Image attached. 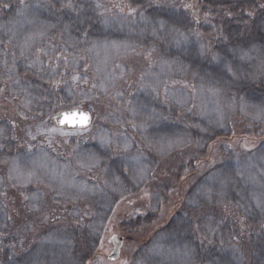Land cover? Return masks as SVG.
Returning a JSON list of instances; mask_svg holds the SVG:
<instances>
[{
  "label": "rangeland",
  "instance_id": "rangeland-1",
  "mask_svg": "<svg viewBox=\"0 0 264 264\" xmlns=\"http://www.w3.org/2000/svg\"><path fill=\"white\" fill-rule=\"evenodd\" d=\"M187 1L0 0V237L19 236L15 251L3 243L0 264H176L170 244L189 264H224L228 253L264 264V232L248 238L238 227L264 220V194L249 198L255 207L241 194L249 183L264 190V0ZM118 44L129 47L109 52ZM166 61L182 72L159 78ZM71 108L88 110L90 126L43 138ZM165 125L180 132L166 136ZM153 131L164 135L161 151ZM180 133L186 141L167 149ZM31 160L66 188L38 178V164L26 168L33 178L14 175ZM206 208L225 209L201 219ZM114 237L123 245L111 261Z\"/></svg>",
  "mask_w": 264,
  "mask_h": 264
},
{
  "label": "bare ground",
  "instance_id": "bare-ground-1",
  "mask_svg": "<svg viewBox=\"0 0 264 264\" xmlns=\"http://www.w3.org/2000/svg\"><path fill=\"white\" fill-rule=\"evenodd\" d=\"M33 9V8H32ZM32 9H29L30 10V12H31V15L35 12V10H32ZM29 12V13H30ZM28 19H27V21H26V25H28L29 23H31V18H29V16L27 17ZM16 26V27H15ZM20 24H15L14 25V27L15 28H13L12 29V32L16 35V37L18 38V41H19V43H21V45H22V42H27L28 40H26L25 39V37L23 36L22 38H21V34H22V31H21V33H20ZM48 26H49V22H48V25L47 24H41L39 27H37L36 28V30H35V33L33 34V36H32V39L34 40V38L35 37H37V36H39V35H42L43 33H45L46 31H47V28H48ZM159 26H161V25H159ZM166 31V30H165ZM167 31H169V29L167 30ZM24 35V34H23ZM29 34L26 32V36H28ZM32 39H30V40H32ZM28 41L25 45H23L22 47H24V46H26V47H28L29 46V44H30V42L31 41ZM188 40H189V38H188ZM194 44V42H191L190 43V45H193ZM100 46V50L101 51H97L98 52V58H100V60L101 61H103V62H106L107 61V59H108V57L109 56H103V54L102 53H104V52H108V51H104L105 49H104V47H103V49H102V44H99ZM104 45V44H103ZM190 45H188V46H186L187 48H186V50L189 52V53H193L194 55H196L197 57H199V54L201 55L202 54V57H203V52H202V49L199 47V49H198V47H197V49H196V45H194V46H190ZM129 46L128 45H125V44H118L117 45V47H115V48H113V49H109V50H114V51H109V52H122V51H124V50H126L127 48H128ZM111 56V55H110ZM114 56V55H113ZM112 57V56H111ZM110 58V57H109ZM105 60V61H104ZM165 70H164V72H162L161 74H160V76H159V78H162V77H165V76H167V75H170V74H172V73H174V72H182V71H180V69H178V70H176V68H175V64L172 62V61H170V62H168V61H166V63H165ZM163 79V78H162ZM161 80V79H160ZM159 80V81H160ZM137 116H138V118H139V120L142 122V124L144 125V126H146L147 125V123H148V120H147V118L149 117L148 115H146V114H144V113H142V112H138L137 113ZM165 129H164V135H166V136H169V134L170 133H176V132H180V131H178L177 129H175L173 126H171V125H169V126H167V125H165ZM163 133V132H162ZM164 135H162V136H164ZM180 135H181V137H180V140L179 141H172V143H171V145L169 144L168 146H167V149H169L170 147H173V146H175V145H179V144H181V143H184L185 141H186V136H185V138H182L183 137V135L184 134H182V133H180ZM157 131H153L152 133H151V135H150V141L155 145V147L157 148V149H159L160 151L162 150V148H161V140H162V137ZM99 161V158H85V160H84V163H87V164H94V163H97ZM126 164H127V162H125ZM40 165V173L41 174H39V177L38 178H43V179H45V180H47V181H49V182H51L52 184H54V185H57L59 188H61V189H65L64 188V186L66 185V183H63V179H57L56 177H54V175H53V173H49L48 171H49V169H45V172L43 171V169L46 167L45 166V163L43 162V161H41V160H38V161H34V160H31V161H28V162H26V163H18V165H17V168H15V170H14V175L15 176H17V177H20V178H22L23 180H25V179H29V178H33L34 176L32 175L33 173H31L32 171L31 170H29L30 168H28V170H26V168L29 166V167H34L35 165ZM130 164L133 166V167H135L136 169H135V172H136V175H135V180H140L141 179V176L140 175H138V167H139V165H141L142 164V162L141 161H139V160H133V161H130ZM234 167H235V165H234ZM41 170H42V172H41ZM55 171H56V169H55ZM55 173V172H54ZM59 176H61L62 174V177L64 176V173H62V171L61 170H59L58 171V173H57ZM37 178V179H38ZM213 179H211L210 181H212ZM248 185H250L249 187H246V188H244L242 191H241V194H242V196H243V198L246 200V199H248L249 201H248V206H250V207H255V204L257 205V203L256 202H251L250 201V197L252 198V200L254 199V195L255 194H259L260 196L262 195V197H263V194H264V190L263 189H254L252 186L254 185H251V183H249ZM251 187V188H250ZM206 188V195H209V194H212L213 193V191L215 190L213 187H205ZM80 190V191H79ZM77 192H82L81 191V189L79 188V189H76V192L75 193H77ZM66 196H75L76 194L75 193H73V192H68L67 190H64V192H63ZM108 198H106V200H107ZM264 200V199H263ZM254 203V204H253ZM260 203V205H261V201L259 202ZM58 242H60V241H58ZM167 249H169L168 251H167ZM165 250V252L166 253H171V252H173V257H172V259H173V262H175L176 264H189V261H190V259H189V256L184 252V249L182 248V247H178V246H176V245H174V244H170L166 249H164ZM158 254L161 256V255H163L162 254V249L160 250V251H158ZM167 254V255H168ZM164 255H165V253H164ZM159 258V257H158ZM161 258H159V260H160ZM237 258L235 257V255H233V254H231V253H228L227 255H226V261H225V263L224 264H235L236 263V260ZM181 262V263H180ZM154 263L156 264L157 262H156V257H155V259H154Z\"/></svg>",
  "mask_w": 264,
  "mask_h": 264
},
{
  "label": "trees",
  "instance_id": "trees-1",
  "mask_svg": "<svg viewBox=\"0 0 264 264\" xmlns=\"http://www.w3.org/2000/svg\"><path fill=\"white\" fill-rule=\"evenodd\" d=\"M148 1V5L149 6H152V1L153 0H147ZM184 1V5H186V1L187 0H183ZM198 2H200V0H188L187 1V3L189 4V5H191V6H194V4L193 3H198ZM149 59H151V58H149ZM85 109V108H84ZM47 130V131H46ZM52 131V130H57V131H63V132H67L68 130H60V129H58L55 125H54V123H53V120H51V119H49L48 121H47V123H46V126L42 129V132L41 133H43L42 134V136H43V138H45L44 136V133L46 134L48 131ZM48 134V133H47ZM47 138V137H46ZM43 142H45V140H43ZM46 144L47 145H49L47 142H46ZM51 148V147H50ZM52 149H55V148H52ZM14 203H12L11 205H13ZM12 208H13V206H12ZM222 209H225V208H218V209H213V208H206L205 210H203L202 212H201V214H202V218L201 219H207V218H211V217H215V216H217V217H219V215L223 212V210ZM14 210V209H13ZM14 211H16V210H14ZM23 212V210H21V212L20 213H22ZM25 212V211H24ZM23 212V213H24ZM19 212H18V210L16 211V213H15V215H17ZM236 215V213L235 212H232V214H231V216L233 217V216H235ZM224 218L226 219V220H224L225 222H228L229 221V217H227V216H225L224 215ZM22 220L24 219L23 217L21 218ZM30 223V222H32V221H30V220H28L27 218L18 226V227H20V228H23L25 225H27L28 223ZM27 223V224H26ZM46 224V223H45ZM233 224H235V226H238V224H237V222H234ZM232 226V225H231ZM243 226L244 227H242V225H239L238 227H239V229H241V228H244L245 230H252L253 232H250V234H249V236H246V237H250L252 234L253 235H255V236H257V237H262V233L264 232V220L263 221H261V222H259V223H257V224H253L252 226L250 225V224H243ZM231 232H233L234 233V231H232V229H231ZM248 233H249V231H248ZM15 236H16V234H15ZM14 235L12 236V233L11 232H6V234L4 233V234H1V237H0V250H2V251H7V249H6V247L5 246H3V243H5L6 245H7V248H8V251H10V250H13V251H15L16 250V247H14V246H17L18 245V241H19V239H18V237H15ZM25 236V235H24ZM262 239V238H261ZM263 240V239H262ZM246 243H247V251H248V256H252L251 257V260L253 259V255H252V252H253V250H254V246H253V244L251 243V241L250 240H246L245 241ZM25 252V251H24ZM260 257H264V254H262Z\"/></svg>",
  "mask_w": 264,
  "mask_h": 264
},
{
  "label": "water",
  "instance_id": "water-1",
  "mask_svg": "<svg viewBox=\"0 0 264 264\" xmlns=\"http://www.w3.org/2000/svg\"><path fill=\"white\" fill-rule=\"evenodd\" d=\"M68 113H75L74 116L70 117L73 121H79L81 114H86L89 119L84 124H81V123H72V124L60 123L59 120L64 119L65 114H68ZM53 122L59 129H84L90 125L91 115L89 112H87L84 109H80V108L67 109V110H64V111L57 113L53 118ZM112 241L116 242V238H113ZM122 245H123V239H119L115 243L114 252H113V254H111L109 256V260L116 261L120 257V250H121Z\"/></svg>",
  "mask_w": 264,
  "mask_h": 264
},
{
  "label": "snow or ice",
  "instance_id": "snow-or-ice-1",
  "mask_svg": "<svg viewBox=\"0 0 264 264\" xmlns=\"http://www.w3.org/2000/svg\"><path fill=\"white\" fill-rule=\"evenodd\" d=\"M5 7H7V5H5ZM260 7L261 8H264V5H261ZM249 16H252V13H249ZM213 59H217V57L216 56H213ZM227 71L228 72H231L232 71L231 67H228L227 68ZM74 115H75V113L65 114L64 119L59 120V122L60 123H65V124H72V123H81V124H84L89 119L86 114H81L79 121H73L70 117L71 116H74Z\"/></svg>",
  "mask_w": 264,
  "mask_h": 264
}]
</instances>
